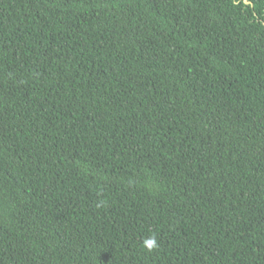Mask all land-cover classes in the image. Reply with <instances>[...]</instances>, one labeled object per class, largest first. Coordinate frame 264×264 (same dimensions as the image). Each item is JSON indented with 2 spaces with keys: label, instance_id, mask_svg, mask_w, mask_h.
Here are the masks:
<instances>
[{
  "label": "trees",
  "instance_id": "trees-1",
  "mask_svg": "<svg viewBox=\"0 0 264 264\" xmlns=\"http://www.w3.org/2000/svg\"><path fill=\"white\" fill-rule=\"evenodd\" d=\"M0 264H264V0H0Z\"/></svg>",
  "mask_w": 264,
  "mask_h": 264
},
{
  "label": "clouds",
  "instance_id": "clouds-1",
  "mask_svg": "<svg viewBox=\"0 0 264 264\" xmlns=\"http://www.w3.org/2000/svg\"><path fill=\"white\" fill-rule=\"evenodd\" d=\"M101 205H97L100 207ZM141 247L143 250L147 252L157 251L159 249V242L157 239V235L155 233L151 234L150 236L144 238L142 241Z\"/></svg>",
  "mask_w": 264,
  "mask_h": 264
}]
</instances>
